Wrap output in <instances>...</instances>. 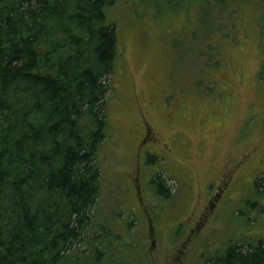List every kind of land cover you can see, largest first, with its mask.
Here are the masks:
<instances>
[{"label": "rangeland", "instance_id": "374dc122", "mask_svg": "<svg viewBox=\"0 0 264 264\" xmlns=\"http://www.w3.org/2000/svg\"><path fill=\"white\" fill-rule=\"evenodd\" d=\"M202 7L105 8L118 56L94 230L75 264H211L237 243L264 247V0L228 1L204 23ZM145 122L169 151H139Z\"/></svg>", "mask_w": 264, "mask_h": 264}, {"label": "trees", "instance_id": "16d2710c", "mask_svg": "<svg viewBox=\"0 0 264 264\" xmlns=\"http://www.w3.org/2000/svg\"><path fill=\"white\" fill-rule=\"evenodd\" d=\"M197 1L204 23L239 0ZM112 3L0 0V264H75L84 254L77 246L92 238L118 56L105 15ZM153 183L169 197L161 176ZM213 258L264 264V247L240 243Z\"/></svg>", "mask_w": 264, "mask_h": 264}, {"label": "flooded vegetation", "instance_id": "af4514ba", "mask_svg": "<svg viewBox=\"0 0 264 264\" xmlns=\"http://www.w3.org/2000/svg\"><path fill=\"white\" fill-rule=\"evenodd\" d=\"M145 129L146 130H144L143 133H142V137H141V140H140L141 144H140V149H139V151H141V153H143V155L145 153H148V155L152 154V151H153L152 149H146V148L143 147V145L146 142H150L151 144H153V146H156V150L157 149L161 150L158 147L162 146L163 150H161V151H166V152L169 151V150H167L166 145L164 143H162L161 141L157 140L152 128L147 125V122H145ZM141 153L139 155H142ZM237 244H239V243H237Z\"/></svg>", "mask_w": 264, "mask_h": 264}]
</instances>
